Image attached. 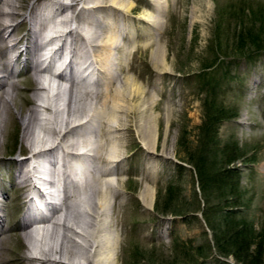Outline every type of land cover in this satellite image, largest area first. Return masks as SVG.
<instances>
[{
  "label": "rangeland",
  "instance_id": "1",
  "mask_svg": "<svg viewBox=\"0 0 264 264\" xmlns=\"http://www.w3.org/2000/svg\"><path fill=\"white\" fill-rule=\"evenodd\" d=\"M32 1L23 0L22 11L27 13ZM127 1L134 7H122L126 12L122 8L106 9L105 14L92 12V16L100 18L99 30L107 33L114 30L118 44H122L108 54L112 60L121 59L127 65L113 76L108 89L123 86L127 78L133 77L135 85L144 90L128 100L117 98L116 103L123 104L121 115L113 113L115 117L111 114L112 120H108L111 125L121 126L116 134L124 137L119 154L125 157L117 167L122 171L118 175L120 186L119 183L117 186L125 202L119 210L122 223L115 227L122 247L118 263L240 264L232 255L220 256L214 249L213 232L205 217L222 222L221 231L227 208L214 206L217 204L215 192L210 194L211 188L202 189L195 167V161L200 158L209 168L239 169L240 198L243 197L239 203L243 206H232L236 212L230 216L237 222L233 225L244 221L252 228L254 242L249 252L261 245L264 264V0H167L164 11L153 5L152 0ZM45 3L46 0L34 2L32 18L38 16L36 13ZM81 5L74 4L72 9L78 10ZM90 14L82 13L81 19H87ZM149 15L159 16L162 24L154 26L147 20ZM48 16L43 20L47 26L52 23L51 19L56 20L52 13ZM21 19L17 15L15 22ZM29 26L27 18L18 23L16 30L20 29L19 34L23 35ZM25 42L24 39L20 45ZM158 42L164 46V63L168 68L154 58ZM256 43H260L258 48ZM84 45L79 43L78 48L83 49ZM54 46L57 47V42L46 46V50ZM98 51L91 52L93 60ZM61 53L53 65L66 64L67 48ZM22 58L17 64L19 67L14 66L15 71L22 69ZM75 60L72 74L77 78L76 85L91 87L99 83V88L105 89L103 84L109 79L104 81L101 74L95 73L96 68L83 63L84 60ZM29 73L22 69L14 75L19 81L14 92L18 90L20 94L16 92L13 106L10 105L12 118L0 129V157L4 161L0 165V182L6 188V193L0 195V203L10 201L5 211L0 210L5 213L6 225L17 222L23 209L21 200H17L20 191L14 190L12 183L17 179H14L13 159L30 153L20 120L34 103L32 89L27 88L34 87V82H20ZM80 74L84 75L83 80ZM55 80L60 86L58 99L64 102L63 107L69 98L67 91L71 82ZM93 100L92 104L88 98L83 101L80 108L83 113L92 107L103 110L106 117L111 113L112 102H107L108 108L104 106V110L101 99ZM148 116L154 120L157 135L152 148L144 144ZM100 132L101 129L95 136L102 135ZM145 183L155 190L150 208L140 198ZM222 187L228 192L226 183ZM116 215L111 217L114 221ZM33 243V237L29 240L11 237L4 248L15 251L14 264H31L24 257H29L28 250ZM252 253L260 258V254Z\"/></svg>",
  "mask_w": 264,
  "mask_h": 264
},
{
  "label": "bare ground",
  "instance_id": "2",
  "mask_svg": "<svg viewBox=\"0 0 264 264\" xmlns=\"http://www.w3.org/2000/svg\"><path fill=\"white\" fill-rule=\"evenodd\" d=\"M35 1L29 3L26 13L22 11L23 0H0V129L6 127L9 118H12L10 105L18 91L14 92V89L19 84L14 75L20 74L22 69L29 71L20 82H34V87H27L32 89L34 103L20 117L24 127L23 139L30 153L13 159L16 166L14 179H17L12 183L14 190L20 191L17 200H21L23 209L18 221L11 225L5 224V213L0 211V264H14V260H17L15 251L4 248L6 240L11 237L26 240L33 237L34 243L28 250L29 257H24L31 264H119L121 236L115 227L122 223L119 210L125 202L120 192L122 190L117 186L118 183L120 186L118 175L122 172L117 167L125 157L119 154L121 139L124 137L116 134L122 129L121 126L117 122L111 125L108 120H112L113 113L121 115L119 112L123 104L116 103L117 98L126 97L128 100L144 90L135 85L133 77L127 78L123 86L108 89L113 76L115 78L118 71L127 68V65L121 59L112 60L108 54L109 50L122 44H118V34L114 30L110 33L99 30L100 25L97 23L100 18L92 16V12L105 14L106 9H130L134 6L127 0H46V6L38 9V16L32 18L30 14L35 13L32 12ZM166 1L152 0L160 11L165 10ZM78 3H82L81 11L72 9ZM84 12L91 14L82 20ZM51 13L56 20L51 19V26H47L43 20ZM17 15L22 17L19 22H15ZM27 18L30 26L26 34L21 35L20 29L16 30L17 25ZM147 20L156 27L162 24L159 16L152 18L149 15ZM24 39L26 42L21 46ZM54 42H57V47L47 51L46 46ZM79 43L85 44L83 49L78 48ZM64 47L68 50L66 64L59 67L53 65L55 59L59 61ZM97 49V57L93 60L90 54ZM153 53L156 61L168 68L164 63L166 52L161 43H157ZM21 58L22 69L17 72L14 66L20 64ZM75 59L78 62L84 60L83 63L89 67H95V73L98 76L101 74L104 81L109 79L102 83L105 89H100L99 83L91 87L76 85L77 78L72 74V62ZM55 79L71 82L67 91L69 98L63 107L58 99L61 96L60 86L54 83ZM87 98L91 104L95 102L93 99H101L104 110L106 103L112 102L109 108L111 113L106 117L103 110L92 106L87 113H83L80 108ZM60 114L64 115L61 117ZM145 120L144 135L147 137L144 144L152 148L156 138L154 120L149 116ZM100 129L102 135L98 136L99 139L95 133H99ZM1 158L0 165H3ZM46 175L52 178L46 180ZM47 187H57L56 190L63 196L62 200L55 203L52 193L46 191ZM154 192L145 183L140 193L141 200L149 208L152 206ZM4 193L6 188L0 182V195ZM9 202L2 201L0 210L5 211ZM116 213L114 221L111 217Z\"/></svg>",
  "mask_w": 264,
  "mask_h": 264
},
{
  "label": "trees",
  "instance_id": "3",
  "mask_svg": "<svg viewBox=\"0 0 264 264\" xmlns=\"http://www.w3.org/2000/svg\"><path fill=\"white\" fill-rule=\"evenodd\" d=\"M259 44L260 43H256L255 46L258 48ZM195 167L202 189L209 190V188H211L212 191L210 194L215 192L217 204L214 206L219 207L225 205L227 208L225 211L226 214L223 216L224 224L221 231L220 225L222 222L217 223L211 219L209 220L205 217L206 213H203L208 226L213 232L215 243L214 249L216 253L220 256L232 255L236 262H239L240 264H262L261 255L263 252V247L261 245L254 246L253 250L249 252V249H251V246H253L252 242H254V240L251 239L254 235L252 228L248 227L249 224L244 221H238L241 222V225H233L237 222H235L234 218L232 219L230 216L236 212L233 210L232 206L242 205L239 203L243 198H240L241 195L239 191V169L236 167H224L219 169L215 167L209 168L208 166L206 167L205 161L200 158L195 161ZM230 181L231 183L229 187ZM224 183H226V185L229 187L228 192L222 187ZM206 199L207 202H210V199ZM218 232L221 234L220 238L217 237ZM252 252L260 254V258L257 259L256 255H254Z\"/></svg>",
  "mask_w": 264,
  "mask_h": 264
}]
</instances>
